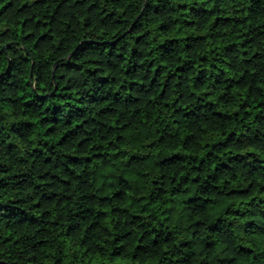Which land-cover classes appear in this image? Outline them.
<instances>
[{"label": "clouds", "instance_id": "obj_1", "mask_svg": "<svg viewBox=\"0 0 264 264\" xmlns=\"http://www.w3.org/2000/svg\"><path fill=\"white\" fill-rule=\"evenodd\" d=\"M0 264H264V0H0Z\"/></svg>", "mask_w": 264, "mask_h": 264}]
</instances>
